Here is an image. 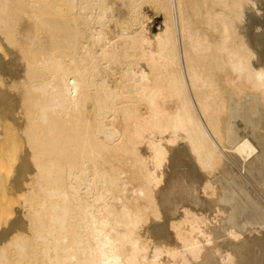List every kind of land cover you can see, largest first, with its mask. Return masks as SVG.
I'll use <instances>...</instances> for the list:
<instances>
[{
    "label": "bare ground",
    "instance_id": "obj_1",
    "mask_svg": "<svg viewBox=\"0 0 264 264\" xmlns=\"http://www.w3.org/2000/svg\"><path fill=\"white\" fill-rule=\"evenodd\" d=\"M0 178V264H264V0H0Z\"/></svg>",
    "mask_w": 264,
    "mask_h": 264
},
{
    "label": "rangeland",
    "instance_id": "obj_2",
    "mask_svg": "<svg viewBox=\"0 0 264 264\" xmlns=\"http://www.w3.org/2000/svg\"><path fill=\"white\" fill-rule=\"evenodd\" d=\"M148 9V10H147ZM145 12L152 18V27H153V29H156L160 24H161V22H162V15L161 14H158L157 13V15H156V13H154L155 11L154 10H151L150 8H145ZM153 16V17H152ZM3 178H5V177H3ZM1 180H2V178H0ZM5 180V179H4ZM0 183H1V187H0V207H2V209H3V211H4V213H3V211L1 210L0 211V215H1V221H0V226L2 227H0L1 229H3V228H5L6 227V225H5V222L6 223H8L7 222V220L9 221V220H11L12 218H14L15 217V211H13V210H18L19 209V207L17 208V206L19 205V198L20 197H17L16 195H14V198H13V195L12 194H14V193H12V191H10L11 190V188H10V190H8L7 188H9V187H7L6 188V186H2V181H0ZM2 187H3V189H2ZM5 189V190H4ZM7 189V190H6ZM2 190H4V191H2ZM13 190V189H12ZM6 191V192H5ZM8 191H9V193L11 194V196H9V193H8ZM3 192V193H2ZM13 192H14V190H13ZM6 193H8V194H6ZM7 196V197H5V196ZM16 197L18 198V199H16ZM9 198V199H8ZM21 199V198H20ZM17 208V209H16ZM1 209V208H0ZM11 211V212H10ZM8 212H9V215L10 216H8V219L5 221L4 220V216H5V218H7V214H8ZM7 213V214H6ZM11 214H12V216H11ZM13 215H14V217H13ZM2 216H3V218H2ZM10 217V218H9ZM5 222H4V221ZM2 224H4L5 225V227H4V225L2 226Z\"/></svg>",
    "mask_w": 264,
    "mask_h": 264
}]
</instances>
